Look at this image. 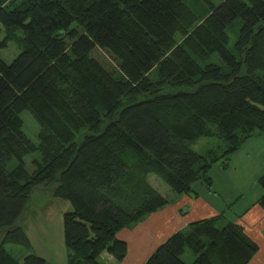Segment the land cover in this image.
<instances>
[{"label":"trees","instance_id":"trees-1","mask_svg":"<svg viewBox=\"0 0 264 264\" xmlns=\"http://www.w3.org/2000/svg\"><path fill=\"white\" fill-rule=\"evenodd\" d=\"M189 0H0V264H48L31 251L20 224L32 192L53 189L68 201L62 214L66 264L116 262L126 244L116 238L173 201L211 190V168L264 135V0H221L200 15ZM239 21L228 47L227 28ZM109 53V72L95 58ZM217 54L221 65L205 62ZM40 124L38 145L22 132L20 113ZM86 130L78 144L75 138ZM226 144L222 155L192 150L200 138ZM33 159V172L24 158ZM15 159L17 166L7 170ZM152 176L170 192L162 195ZM256 201L264 208V173ZM223 215L176 232L144 264H248L258 247Z\"/></svg>","mask_w":264,"mask_h":264},{"label":"rangeland","instance_id":"rangeland-1","mask_svg":"<svg viewBox=\"0 0 264 264\" xmlns=\"http://www.w3.org/2000/svg\"><path fill=\"white\" fill-rule=\"evenodd\" d=\"M13 1L14 3L7 5L9 8H13L15 4L23 0ZM220 1L221 0H208V2L214 6L218 5ZM187 6L197 15H200L203 9L207 10L209 8L205 0H189ZM238 28L239 21H237L233 27L227 28L230 37L228 47L230 48L236 39ZM18 54L19 50L11 44L6 48H0V59L6 64H10ZM94 56L109 72H113L117 68L115 59L109 53L97 50ZM205 63L221 65V61L217 54L211 55L210 59ZM20 118L23 123V134L34 145H38L40 124L28 110H23L20 113ZM85 134L86 130H82L75 138V142L79 144ZM263 137L264 135L254 136V138L245 142L241 148L228 156V161H225V163H227L226 168L223 169L221 164H218L211 168L208 173L213 179L212 188L214 190L218 189L222 192L225 190V186L229 184L233 187L230 191L232 193L233 189L236 191V194L232 195L231 205L227 207V213H225V217L229 220H232L234 218L233 214L240 213L251 201L252 196L255 194V187H258L256 181L264 173ZM192 150L201 155L214 150L220 155L222 151L226 150V144L215 137L200 138L196 144L192 146ZM37 158V152L29 154L24 158L25 168L28 172L31 173L35 170L32 161ZM16 166L17 161L12 159L7 165V170L12 171ZM260 172L263 173L261 174ZM150 179L154 187L157 188L162 195L167 194L169 196L172 193L164 184L161 182L159 183L153 176L152 178L150 176ZM52 191V188L49 189V187L40 186L32 192L28 214L20 224L29 239L31 251L28 252L24 248L12 244L4 246L5 250L12 254L18 261H21L27 254L33 253L41 258L43 257V259L46 258L52 264H66V261L62 260L60 252V247L61 249L64 248L62 239V214L67 210L70 211L72 206L68 201L53 198ZM237 194L242 195V197L237 199ZM239 200L242 201L238 203L237 201ZM185 257L192 258L193 256L190 251L186 250L181 258L184 259ZM99 261L102 262L101 258Z\"/></svg>","mask_w":264,"mask_h":264},{"label":"crops","instance_id":"crops-1","mask_svg":"<svg viewBox=\"0 0 264 264\" xmlns=\"http://www.w3.org/2000/svg\"><path fill=\"white\" fill-rule=\"evenodd\" d=\"M258 187H255V194L251 201L240 213L233 214L232 220L225 217L226 209L231 205L232 195L236 194L234 189L233 193L230 191L233 187L229 184L222 192L213 188L207 190L197 185L195 189L198 196L172 195L174 198L172 202L150 214L142 222L124 228L117 233L116 238L126 244V254L122 261L116 262L107 254L102 255L101 261L104 264H144L158 246L171 235L179 231L186 232L194 222L223 215L224 219L221 225L226 221L238 224L243 228L245 235L257 245L258 250L248 264H264V208L256 204L261 195V190ZM240 197L242 195H238L237 199ZM60 252L62 260L66 261L65 248L61 249L60 247ZM182 260L186 264H191L193 257H185ZM48 264L52 263L49 261Z\"/></svg>","mask_w":264,"mask_h":264}]
</instances>
